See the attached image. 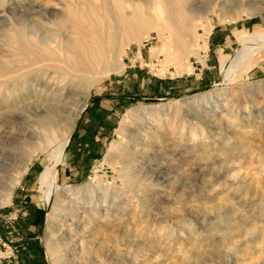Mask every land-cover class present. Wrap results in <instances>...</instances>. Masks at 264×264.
<instances>
[{"label": "rangeland", "instance_id": "1", "mask_svg": "<svg viewBox=\"0 0 264 264\" xmlns=\"http://www.w3.org/2000/svg\"><path fill=\"white\" fill-rule=\"evenodd\" d=\"M192 1L0 0V264H264V51L234 83L220 76L242 37L264 34V0L191 14ZM93 8L98 29L120 33L123 70L90 74L99 82L58 172L72 190L48 200L42 172L83 100L60 45L78 44Z\"/></svg>", "mask_w": 264, "mask_h": 264}, {"label": "bare ground", "instance_id": "2", "mask_svg": "<svg viewBox=\"0 0 264 264\" xmlns=\"http://www.w3.org/2000/svg\"><path fill=\"white\" fill-rule=\"evenodd\" d=\"M206 2L213 3L216 5L218 4V0H193L191 8H190V13L194 14V13H197V11H200V9L205 8ZM253 2L254 1L252 0H237L236 2L232 3L233 5L231 4L232 5L231 8L234 7V8H238L239 10L240 9L242 10V8L251 9L252 7H254ZM221 6L224 8L227 6V4L225 3ZM254 10H253L254 12L251 15H254L259 9L255 8ZM155 11L157 12L158 15H161L162 13L161 2L157 4V6L155 7ZM44 13H45L44 14L45 21H47L48 23H52L56 20H60L61 17H63V19L66 21V15H64L63 13H59L57 11H47V13L46 12ZM94 13H95V8H93L92 11L87 12L86 14L83 10L82 15H80L82 16V18L80 17L81 19L78 16L80 20V24H78V27L76 29L77 35H79V38H80L78 39V44L71 42L69 44L63 43L60 45V49L63 53L68 52L70 54L68 58H66V60L63 61V63L66 64V66L70 69L69 74L73 76V79L77 78L81 82L77 89V94L82 96L83 100L79 106L78 112L75 113V117L72 120L71 128L69 129L67 128L68 130L66 131V136L56 145L57 149L53 151L51 158H50L52 160L51 164L45 167L42 172L40 182L43 188L45 189V192H44L45 197L48 200H50L51 196L54 194L55 195L57 193L66 194L70 190H72L71 186L61 188L58 185V172L59 171H57V167L60 166L61 164L63 166L65 162V159H66L65 149L69 143L70 137L74 131V128L76 127V124L80 116L82 115L86 106L88 105V102L90 101L89 97H90L91 90L99 82L98 78L94 76H90V74H94L98 69H100L101 66H104L107 76L109 74L121 73L123 70L122 63H121L122 54H121L120 33L117 30H114L113 35H110L107 31H105L106 29L103 30L104 28H101V27L98 29V27L94 25V19L92 17ZM49 25L50 24H46L47 29H51ZM212 27L213 26H210L209 32H211ZM241 41L244 44L243 49L239 52L240 50L239 48L236 51V53L237 52L239 53L237 54L235 53L234 55H232V57L225 59L222 63L221 71L223 75V81L225 82V84L234 83L236 80V76L240 72L248 70L254 56L258 52L264 49V34H260V35L253 36L250 38L248 36H245L244 38L242 37ZM39 44L40 45L36 47L37 49L41 50L44 53V56H42V58H44L45 61H48V60L55 61L56 56L54 55V53L53 52L51 53V51H49L47 47L41 48L40 46L44 45L42 42H40ZM26 54L31 55V57L33 58L37 55L36 51L34 50H30V51L27 50ZM36 58L39 59V57H36ZM110 58L114 62V67L112 68L107 66V63L109 62ZM87 76H90V77H87ZM43 86L45 87V90H47V92L48 91L54 92L56 90L57 83L55 80L53 83L49 81L48 83H44ZM218 87L211 91L204 92L201 94H196L192 96L191 98H189L191 100L190 103L196 104L198 101L200 102L202 100L207 101L210 99V97L221 95L223 92L225 93L226 89L224 87L220 85H218ZM249 89L246 91V93L251 94L252 91L251 89L250 90ZM49 95L50 94H48L45 97H48ZM39 107L41 109V112L42 110L47 111L46 109L47 107L45 104H42ZM124 128H125V122H122L120 126V134H122ZM116 147H118V144ZM116 149L114 148V145L110 146L108 153L106 155V159H105L106 161L111 159L110 157L113 156L115 151H117ZM29 163H30V160L23 163L21 174H20V177L18 178V181L20 180L21 176L24 175L28 171ZM16 185L17 183L14 184L10 188V195L12 194ZM53 202H54L53 204L54 208L58 205V203H61L60 206L64 205V201H59L58 199L57 201L55 200ZM47 205L48 207L51 208V202H48ZM54 208H53V212L55 211ZM53 217H55L54 213L51 214V217H49L50 223ZM133 254L136 259V251Z\"/></svg>", "mask_w": 264, "mask_h": 264}, {"label": "water", "instance_id": "3", "mask_svg": "<svg viewBox=\"0 0 264 264\" xmlns=\"http://www.w3.org/2000/svg\"><path fill=\"white\" fill-rule=\"evenodd\" d=\"M239 48H240V46H238L237 50H238ZM233 55H234V54H233ZM231 57H232V55H231ZM220 75H221V77H222V71L220 72ZM88 104H89V102H88ZM86 108H87V107H86ZM86 108H85V109H86ZM80 121H81V117L79 118V120H78V122H77V124H76V127L74 128V131H73V133H72V135H71V137H70L69 143H68V145H67V147H66V149H65V156H66V153H67L68 146L70 145V142H71V140H72L74 134L76 133V131H77V129H78V126H79V124H80ZM61 166H62V164H61L60 166L57 167V171H59V169H60ZM44 226H45V223L43 224L42 228H43Z\"/></svg>", "mask_w": 264, "mask_h": 264}, {"label": "crops", "instance_id": "4", "mask_svg": "<svg viewBox=\"0 0 264 264\" xmlns=\"http://www.w3.org/2000/svg\"><path fill=\"white\" fill-rule=\"evenodd\" d=\"M261 51H264V49L261 50ZM261 51H260V52H261ZM258 53H259V52H258ZM258 53H257V54L254 56V58L252 59V61H251V65H252V63L254 62L255 58L257 57ZM251 65H250V68H251ZM250 68H249V69H250ZM248 71H249V70H248ZM248 71H247V72H248ZM220 76H221V75H220ZM78 127H79V126H78ZM77 131H78V129H77ZM77 131H76V133L74 134V136L77 134ZM74 136H73V138H74Z\"/></svg>", "mask_w": 264, "mask_h": 264}]
</instances>
